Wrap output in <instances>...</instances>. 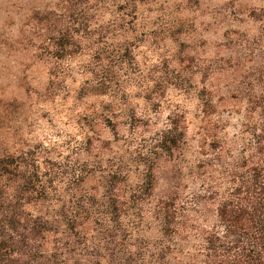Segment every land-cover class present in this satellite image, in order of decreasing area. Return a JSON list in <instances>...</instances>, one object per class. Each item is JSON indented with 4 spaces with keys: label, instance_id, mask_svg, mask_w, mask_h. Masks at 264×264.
Wrapping results in <instances>:
<instances>
[{
    "label": "rangeland",
    "instance_id": "374dc122",
    "mask_svg": "<svg viewBox=\"0 0 264 264\" xmlns=\"http://www.w3.org/2000/svg\"><path fill=\"white\" fill-rule=\"evenodd\" d=\"M65 2L0 0V157L53 163L75 225L57 264H200L182 240L157 256L159 207H191L200 180L247 154L264 116V0H87L103 54L56 65L37 45L52 21L34 14ZM203 211L215 220V202Z\"/></svg>",
    "mask_w": 264,
    "mask_h": 264
},
{
    "label": "trees",
    "instance_id": "16d2710c",
    "mask_svg": "<svg viewBox=\"0 0 264 264\" xmlns=\"http://www.w3.org/2000/svg\"><path fill=\"white\" fill-rule=\"evenodd\" d=\"M86 3L66 0L58 11L37 10L34 14H44L45 21H52V27L38 33L42 37L37 45L56 65L85 48L96 58L103 54L104 35L91 28ZM248 133L251 145L247 154L235 168L224 170L220 182L200 180L202 189L195 193L191 207L184 202L177 205L171 197L161 202V232L155 248L159 258H165L171 248H181L185 241L192 247L190 254L196 263L264 264V116ZM174 143L170 127L155 139V146L162 150ZM51 163L42 167L34 153L0 157V264H57L65 255L75 229L70 219L71 225L68 222L69 209L74 206L60 203L54 194L57 172ZM38 202L46 207L44 211L27 209ZM210 202H215V220L207 224L203 210ZM111 205L116 207L117 202L112 199ZM106 232L112 236L109 229ZM49 236L53 240L46 248Z\"/></svg>",
    "mask_w": 264,
    "mask_h": 264
}]
</instances>
